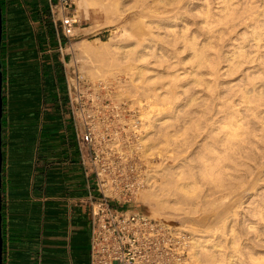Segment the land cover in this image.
Instances as JSON below:
<instances>
[{"label": "bare ground", "instance_id": "bare-ground-1", "mask_svg": "<svg viewBox=\"0 0 264 264\" xmlns=\"http://www.w3.org/2000/svg\"><path fill=\"white\" fill-rule=\"evenodd\" d=\"M159 1L162 5L156 10L143 0L141 15L148 18L147 26L151 34L139 39L132 47L117 44L109 49L106 40L94 44L81 39L76 42L77 48L83 53L84 62L94 58L102 66L121 58H131L134 64L145 61L147 56L159 62H169L178 56L182 47L191 49L192 57L189 58L185 75L174 68L173 75L166 71L154 78L148 74V65L141 63L134 65L130 72L131 80L136 85L143 80L140 88L146 94L145 101L149 107L144 111V116H140L145 120L142 125L146 133L141 136L143 145L140 139L139 144L146 146L151 155L163 154V159L149 173L151 180L140 193V198L158 216L161 213L168 217L183 214L181 205L187 202L200 201L202 209H209L210 206L213 210L212 231L217 232L228 224L227 230L234 244L232 252L237 251L234 264H255L251 256H239L241 235L232 217L236 208L241 206L240 197L251 185L253 191L243 205L244 213L257 216V219L242 224L255 233L254 238L258 237L259 223L264 221V189L261 190L262 184L257 186L262 179L260 174L263 175L258 165L264 158V1L245 0L239 5L233 0H220L216 10L207 8L204 14L205 31L200 42L195 33H188L187 22L181 27L176 25L183 15L182 7L178 4L180 0ZM123 14L121 11L118 17L121 18ZM239 22L245 26L240 35L242 38L225 54L219 40ZM247 43H250L251 50L245 48ZM251 52L254 55H250ZM244 61L254 62L253 66L258 67V75L263 77L261 82L260 78L255 77L259 84L255 78L256 81L251 80L248 70L244 72L246 81L243 77V84L240 83L241 78L231 83L230 87L220 81L223 69L231 74ZM91 67L88 69L91 70ZM164 76L169 79L168 82L159 84ZM181 99L184 103L177 104ZM154 105L165 110L160 112L159 107L153 108ZM180 116L183 120L177 127L176 120ZM159 130L163 132L160 137ZM185 149L194 152L196 160L190 152L187 155ZM183 151L186 155L182 154ZM168 160L172 163H166ZM257 168L261 172L259 175L256 174L259 172ZM156 176L160 178L159 181H156ZM227 197L232 199L231 203L226 202ZM206 204L208 206H204ZM176 228L195 233L186 225H177ZM195 235L193 243L208 261L217 263L227 260L221 250V241L211 245L214 252L205 247L206 239L203 238L208 235L206 231ZM191 253L196 256L197 249L192 248ZM229 261L233 263L231 258Z\"/></svg>", "mask_w": 264, "mask_h": 264}, {"label": "crops", "instance_id": "crops-1", "mask_svg": "<svg viewBox=\"0 0 264 264\" xmlns=\"http://www.w3.org/2000/svg\"><path fill=\"white\" fill-rule=\"evenodd\" d=\"M3 264H90L89 196L50 0H1ZM1 52V51H0Z\"/></svg>", "mask_w": 264, "mask_h": 264}, {"label": "built area", "instance_id": "built-area-1", "mask_svg": "<svg viewBox=\"0 0 264 264\" xmlns=\"http://www.w3.org/2000/svg\"><path fill=\"white\" fill-rule=\"evenodd\" d=\"M49 8L70 43L80 21L75 1L50 0ZM65 81L80 164L98 192L88 201L90 264H185L189 234L133 208L149 168L132 104L110 98L108 83L86 79L75 68L65 67Z\"/></svg>", "mask_w": 264, "mask_h": 264}, {"label": "rangeland", "instance_id": "rangeland-1", "mask_svg": "<svg viewBox=\"0 0 264 264\" xmlns=\"http://www.w3.org/2000/svg\"><path fill=\"white\" fill-rule=\"evenodd\" d=\"M76 5V14L79 18V23L76 28L77 36L72 39L70 43H67L65 45V51L68 52V58H67V67L68 70H72L75 68L77 71H79L86 79L91 80H103L109 85L110 94L108 95L110 98L116 99V100H125L128 101V103L132 104V110L131 113L136 115L135 119L137 124H139L140 130L138 131L137 135L138 141L140 139L141 143V136L146 133L144 131V125L142 123L145 120H142L140 116H144V111L149 109L147 106V102L145 101L146 94L141 91V86L143 85V80L138 82L139 85H136V82H133L131 80L130 72L133 70V66L138 64L140 65H148L149 72L148 74H152V76L155 78L159 73L166 72L171 73L173 75L174 68H177V72L181 75L186 74V67L189 64V58L192 57V51L190 48H181V52L178 53V56L175 58L170 59L169 62H159L155 59L153 60L152 57L147 56V59L145 61H137L134 62V64L131 63V58H121L118 60H111L107 65L102 66V64L95 60L94 58L90 59V62H84L83 53L80 52L77 48L76 42L81 39H86L90 41L91 43L98 44L99 41H108L109 49H112L117 44H124L128 47H132L136 42H138L139 39H142L143 37H148L150 33V29L147 26V20L148 18L141 15V9L143 5V0H74ZM149 7L152 6V9H156L162 3L159 0H144ZM220 0H180L178 3L179 6L182 7L181 10H183V15L181 18H179L176 22L177 27H181L182 24L188 25V33L193 32L195 35L198 36L199 42L203 39V33L205 31V18L204 14L206 13L207 8H210L211 10H216L217 6L219 5ZM235 4H243L245 0H233ZM259 3L264 0H258ZM144 2V3H145ZM162 10V9H160ZM123 11V15L121 18L118 17V14ZM120 16V15H119ZM189 21V22H188ZM245 26L244 24H241L239 22L236 26L231 28L226 36L223 37V39L219 40V45L223 49L224 53L227 54L229 50L233 49V46H235L240 40H241V34L244 31ZM232 32V33H231ZM241 35V36H240ZM159 42V41H158ZM252 43V42H250ZM250 43L245 44V48L248 50H251ZM171 47V45H169ZM250 55H254V52H251ZM0 58L2 65L4 63L3 59V50L0 52ZM150 60V62H149ZM176 61H179V63H176ZM254 62L250 63L247 61H244L239 67L238 70L235 72H232L231 74L226 71L222 70V75L219 76V79L221 77V80L226 86L228 84L231 85V83H236L240 80V83L243 84L246 81V76H244V72H247V70L251 73V80H255L256 78H261L258 75V67L253 66ZM92 66L91 70L88 69V67ZM226 72V73H225ZM226 77H224L225 75ZM246 75V74H245ZM159 76V75H158ZM224 77V78H223ZM244 77V78H243ZM256 77V78H255ZM245 80L243 82V79ZM255 78V79H254ZM238 79V80H237ZM256 79V80H257ZM264 79V78H263ZM169 79H167L165 76L161 78V81H159L161 84L163 81L168 82ZM255 80V81H256ZM243 83H242V82ZM259 84L260 82H258ZM232 86V85H231ZM230 87V86H229ZM198 89V88H197ZM183 99H181L182 101ZM139 101V102H138ZM179 101L177 104L180 105V103H184V100L181 102ZM146 102V103H144ZM155 106V105H154ZM182 106V105H181ZM153 107V106H152ZM157 106L153 107L156 108ZM159 107V106H158ZM157 107V108H158ZM151 108V107H150ZM159 111H164L165 109H160ZM182 117L180 116V119L176 120L177 127H180V124L182 123ZM162 131H158V136H162ZM142 144V143H141ZM140 144V145H141ZM143 145V144H142ZM143 150V158L145 159V164L148 166V182L144 186V189L148 187L150 174L153 172L155 165H157L163 158L161 157V154L151 155L146 150V146H141ZM164 148V147H163ZM191 151L193 148H188ZM186 150L187 155H196L194 152ZM164 151V149H162ZM190 152V154H189ZM193 153V154H192ZM183 155H186L185 152H182ZM163 156V154H162ZM264 158L261 160V164L259 163L258 168H261L263 170V175L261 176V172L259 171L256 173L261 177V181L259 180L258 185L261 186V190L264 189ZM172 163L171 161H166V163ZM262 165V166H261ZM261 170V171H262ZM259 173V174H258ZM255 174V175H256ZM160 178L156 176V181H159ZM261 182V183H260ZM248 186V185H245ZM263 188V189H262ZM246 189V187L244 188ZM251 189V185L249 186V189L247 190L246 194L242 197H240V200L242 201L241 206L236 208V212L234 213L232 219L233 222L236 224V229L239 231L241 238L240 243L242 244L241 247V253L239 256L242 257H249L251 256L254 259L255 264H264V221H260L258 230L259 235L258 237L254 238L255 233L249 230L244 224H248L252 219L256 220L257 216H252L250 213L245 212L244 213V206L245 201L247 199V196L251 194L253 191ZM254 189V188H253ZM136 196L134 201L133 208L137 211H140L144 214L149 215L152 218L160 219L163 221L168 222L173 228H176L177 225H186L187 227L193 229L195 233L200 231H206L208 233L207 236H205L203 239H206L204 244L206 243L205 247L207 249H213L214 247L211 246L212 244H216L221 241V250L222 252L227 256L225 259L227 260H221L217 263H214L212 261H208L206 257L204 256V253H201V251H198V247L196 244H194V237L197 236L195 233L188 232L189 234V246H188V255H185L184 260H186L185 264H234L235 262V254L236 252H232V244L231 242V234L226 228L217 230V232L212 231V216H213V210L211 211L210 206L207 204L204 206H208L209 209L201 208V202L200 201H193V202H187L181 205L183 209H180L181 211L184 210L183 214H180L178 216H166L164 213H161L159 216L156 214L154 215L151 208L146 205L144 202H142L140 198V193ZM250 190V191H249ZM231 197V196H229ZM228 198V201L226 198L227 203H231L233 197ZM235 197V196H234ZM242 198V199H241ZM139 199V200H138ZM235 201V198H233ZM225 201V200H224ZM223 203V206H225ZM234 203V202H233ZM232 203V204H233ZM231 204V205H232ZM201 205V207H200ZM228 205V204H227ZM244 205V206H243ZM132 205H127V207H131ZM189 208H192L191 211ZM213 209V208H212ZM179 210V211H180ZM210 210V211H209ZM202 211V212H201ZM163 214V217H161ZM206 214V217H205ZM204 217H203V216ZM208 216V217H207ZM203 217V218H202ZM207 221H205V219ZM211 220V222H209ZM244 221V222H243ZM263 231V232H262ZM262 232V233H261ZM254 238V239H253ZM192 240V241H191ZM247 240V241H246ZM192 248L197 249L196 256H192ZM201 248V246H200ZM201 250V249H200ZM214 252H216L214 250ZM231 255H234L231 257ZM238 256V254H237ZM229 258L233 260V263L229 261ZM249 259V258H247Z\"/></svg>", "mask_w": 264, "mask_h": 264}, {"label": "water", "instance_id": "water-1", "mask_svg": "<svg viewBox=\"0 0 264 264\" xmlns=\"http://www.w3.org/2000/svg\"><path fill=\"white\" fill-rule=\"evenodd\" d=\"M3 38V14L0 0V51ZM2 116H3V71L2 62L0 58V264H3V233H2V165H3V151H2Z\"/></svg>", "mask_w": 264, "mask_h": 264}]
</instances>
